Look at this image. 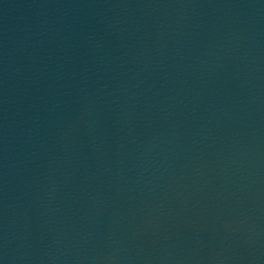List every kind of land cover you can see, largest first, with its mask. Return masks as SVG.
I'll list each match as a JSON object with an SVG mask.
<instances>
[{
    "label": "water",
    "instance_id": "95a60500",
    "mask_svg": "<svg viewBox=\"0 0 264 264\" xmlns=\"http://www.w3.org/2000/svg\"><path fill=\"white\" fill-rule=\"evenodd\" d=\"M0 264H264V0H0Z\"/></svg>",
    "mask_w": 264,
    "mask_h": 264
}]
</instances>
